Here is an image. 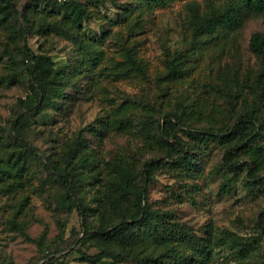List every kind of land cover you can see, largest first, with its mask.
I'll list each match as a JSON object with an SVG mask.
<instances>
[{
    "label": "rangeland",
    "instance_id": "1",
    "mask_svg": "<svg viewBox=\"0 0 264 264\" xmlns=\"http://www.w3.org/2000/svg\"><path fill=\"white\" fill-rule=\"evenodd\" d=\"M13 1L15 18L7 24L0 22L1 155L13 148L6 145L11 121L37 99L30 81L31 64L21 59L24 45L35 53L48 54L57 64L79 59L86 66L85 74L66 86L67 98L58 100L60 107L43 108L30 118L28 140L37 150L38 161L20 179L21 187L0 192V262L42 264L47 260L44 255L60 248L53 256L64 255L66 264H89L80 261L72 245L81 229V217L58 205L57 196L63 189L46 165L60 163L67 144L83 133L100 164L122 159L139 166L143 159L164 153L165 145L157 133L146 129L178 101L195 125H217L230 119L239 102L229 103L221 79L236 71L249 84L262 72L264 60L250 52L248 42L254 32L264 35V15L248 19L225 42L214 39L199 44L198 55L187 61L192 67L190 74L168 81L162 77L166 60L176 51L186 50L192 40L188 3L194 2L204 11L224 0H165L149 8L138 5L130 14L126 13L129 0H74L85 6L87 17L76 3L67 0ZM64 14L81 22L79 31L70 30L73 38L66 32L69 24L62 18ZM79 41L91 48L90 59L84 64L76 50ZM116 116L129 117L133 125L112 127ZM100 121L107 122V130L97 136L93 129L101 130ZM142 122H147V127ZM222 151L218 147L199 157L193 150L196 165L189 178L155 174L147 184L146 201L154 209L169 211L174 221L185 223L196 234L212 239V252L202 257V264H249L253 257H242L235 241L257 235L264 186L253 195L241 180L231 192L224 191L218 172ZM103 183L75 190L90 207L88 220L92 223L99 217L94 199L96 193H104ZM11 221L22 227L24 234L16 231ZM145 249L164 253L153 244ZM96 264H111V260Z\"/></svg>",
    "mask_w": 264,
    "mask_h": 264
},
{
    "label": "trees",
    "instance_id": "2",
    "mask_svg": "<svg viewBox=\"0 0 264 264\" xmlns=\"http://www.w3.org/2000/svg\"><path fill=\"white\" fill-rule=\"evenodd\" d=\"M164 1L129 0L126 13L130 14L138 5L149 8ZM66 2L76 3L82 16L87 17L84 5L74 0ZM187 9L192 40L186 50L176 51L166 60L162 77L168 81L180 80L190 74L192 67L187 65V61L198 55L195 51L199 50V44L214 39L225 42L248 19L264 15V0H224L223 3L208 6L204 11L190 2ZM16 12L13 0H0V22L7 24L13 21ZM62 18L67 20L69 31L66 32L73 38V31L70 30L79 31L81 22L67 14ZM138 22L136 26L140 27ZM200 37L204 39L198 40ZM248 48L253 55L264 60V35L252 33ZM76 50L82 55L83 64L90 59L89 45L79 41ZM21 59L31 64L30 81L36 88L37 99L35 104L19 111L10 123L6 145L13 148L5 155L0 154V192L14 186L21 187L20 179L38 161L37 150L28 140L30 118L43 108L60 107L62 103L58 100L67 98L66 86H72L85 74L82 70L86 65L83 66L79 59L57 64L48 54L35 53L26 44L21 50ZM262 68V72L249 84L236 71L222 77L224 95L229 98V103L238 101L239 105L235 115L221 124H193L188 121L181 101L176 102L174 108L164 110L155 125L146 130L157 133L165 151L143 159L139 166L122 159L100 164L95 149L90 147L83 133L67 144L60 163L52 167L46 165L48 173L53 174L54 180L63 189L57 196L58 205L76 211L81 217V229L72 242L81 262L96 264L109 259L111 264L128 260L136 264H202V257H209L212 239L196 234L183 222L174 221L169 211L152 208L146 201L147 184L155 174H168L176 179L189 178L195 171L194 153L197 152L199 157L205 156L222 147V167L218 172L224 191L231 192L234 185L242 180L250 193H260V188L264 186V66ZM129 103L122 104L121 108ZM142 123L144 128L147 127V122ZM132 125L131 119L126 116L113 117L111 124L119 129ZM99 128L101 130L93 129L97 136L107 130V122L100 121ZM1 136L0 133V139ZM7 181L9 183L6 184ZM101 181H104V193H96L94 199L99 217L97 223H92L88 220L90 207L76 195L75 190ZM10 223L16 231L24 234L15 221ZM256 231L255 237L235 241V245L242 257H253L249 264H264V208L257 216ZM219 240L226 243L225 239ZM147 244L163 248L164 253L147 251ZM91 249L94 251L90 252ZM60 250L49 251L44 255L47 260L42 264H66L64 255L53 256Z\"/></svg>",
    "mask_w": 264,
    "mask_h": 264
},
{
    "label": "built area",
    "instance_id": "3",
    "mask_svg": "<svg viewBox=\"0 0 264 264\" xmlns=\"http://www.w3.org/2000/svg\"><path fill=\"white\" fill-rule=\"evenodd\" d=\"M60 1H66V0H60Z\"/></svg>",
    "mask_w": 264,
    "mask_h": 264
}]
</instances>
